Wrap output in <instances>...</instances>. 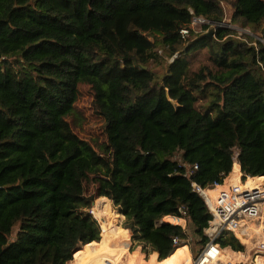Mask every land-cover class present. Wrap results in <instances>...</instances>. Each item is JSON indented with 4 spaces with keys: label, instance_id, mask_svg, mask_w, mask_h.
Masks as SVG:
<instances>
[{
    "label": "trees",
    "instance_id": "16d2710c",
    "mask_svg": "<svg viewBox=\"0 0 264 264\" xmlns=\"http://www.w3.org/2000/svg\"><path fill=\"white\" fill-rule=\"evenodd\" d=\"M225 3L231 22L253 35L226 26L210 36L205 26L182 37L193 15L223 22ZM258 36L264 0H0V264L98 257L105 223L115 244L128 246L126 229L110 218L111 200L148 260L159 252V261L181 264L191 241L199 251L212 215L192 182L209 188L234 169L241 176L239 162L250 185L264 183ZM203 48L215 68L190 73L188 55ZM165 55L176 57L159 74L150 62ZM82 83L104 119L99 149L68 120ZM95 201L108 205L96 215L102 225L90 212ZM165 216L185 217L196 238ZM217 242L245 250L232 233ZM126 256L131 264L128 249Z\"/></svg>",
    "mask_w": 264,
    "mask_h": 264
},
{
    "label": "built area",
    "instance_id": "2783aa9c",
    "mask_svg": "<svg viewBox=\"0 0 264 264\" xmlns=\"http://www.w3.org/2000/svg\"><path fill=\"white\" fill-rule=\"evenodd\" d=\"M205 26L212 27L216 31L217 27H226L229 24L226 21L215 24L203 15H193L189 26L183 27L180 33L183 38H187L191 30L197 32ZM243 34L253 35V32L249 29H240L238 37H242ZM258 39L264 42L260 36ZM175 57L176 55L171 60L173 61ZM194 168L197 169L198 165H194ZM192 172L191 170L189 173ZM226 178L223 183H216L209 188H203L197 182H192L194 190L203 196L212 215L208 227L205 228V233L210 239L199 250L192 264H238L232 260L221 261L220 259L223 247L217 239L225 233L234 234L243 244H252L255 255L264 256V183L248 186L247 177L238 183L226 185ZM218 186L220 188L215 195L210 193V190ZM90 212L97 218L94 208L90 209ZM182 212L186 214L185 210ZM177 218L186 219L185 217ZM182 226L186 227L187 223L184 222ZM180 241L179 238H174L175 243ZM105 264H126V262L125 260L119 262L106 260Z\"/></svg>",
    "mask_w": 264,
    "mask_h": 264
},
{
    "label": "rangeland",
    "instance_id": "374dc122",
    "mask_svg": "<svg viewBox=\"0 0 264 264\" xmlns=\"http://www.w3.org/2000/svg\"><path fill=\"white\" fill-rule=\"evenodd\" d=\"M223 7L225 9L224 21H226L229 24L228 27L234 28L238 31L240 29L241 30L249 29L250 31H252V29H250L248 27H241L237 24H233L230 20L232 13H233L232 8L230 7V5L228 3L223 4ZM211 30L214 31V29L212 27H209L207 32L210 33ZM203 31H205V28H202V30L199 29V31H197V32L194 31V33H200ZM190 37H191V35L187 38H190ZM167 58L168 57L165 55L163 58L159 57V59H157L156 61L151 60L150 65L156 72H158L159 74H163L164 72H166L167 63L172 61L171 58H169V60H167ZM188 59L190 61V69H189L190 73L197 72L199 70V68L203 65H210L211 67H214V64L210 58V53L205 48L200 49V50H196V51L190 53L188 55ZM205 101H206V99H200L198 104L202 105L203 102H205ZM75 106H76L75 113L72 116L68 117V120L70 121V123L72 125V128L80 137L90 141L96 147V149H99V146H101V145L103 146L107 142V136H106V133L104 131V119L102 118V116H100L94 110L93 93L91 91L90 85L84 84V83L80 84V86H79V97L75 103ZM231 178L234 180H239L240 176L235 177V175H234ZM86 190H87L88 194L92 193L94 191V185L93 184L88 185ZM96 201H97V199H96ZM96 201H95V203H96ZM95 203L92 206V208H94ZM107 206L108 205L106 204V206L101 208V209H106ZM116 210L119 211L115 207L114 202L111 200L110 218L112 220H114L116 223L120 224L121 227L126 229L125 233H124V238L126 237V235H128V237H129V244L127 246V249H128V258H129L130 263L131 264H168L166 262H162L161 260L156 261L154 259L153 260H147L146 259V258H149V255L147 253L141 251V249L143 248L142 245H138V246H135V244L133 245V240H132V234L133 233L131 230H127L129 228H125L123 226L124 221H125V217L121 214H117ZM99 211L101 212L100 209L99 210L96 208L94 209V212L96 215L100 214ZM97 219L99 220L100 224L102 225L101 219L98 217H97ZM186 227H184V228H186ZM104 229L107 233V240L104 244L111 246L112 249H115V247L121 248L115 244L116 242H115L114 238L109 236V234H108L109 232L107 231L108 223L104 224ZM17 230H18V226L14 228L11 239L15 238ZM187 230H190L191 236L193 238H196V235L192 232V228L190 229L189 227H187ZM113 244L115 245V247ZM186 245L188 247L185 249H182V251H181V255H180L181 264H189L190 260H194L197 256L198 252H199V251H197L196 253L192 252L191 247H192V245H194L192 243V241H191V243L186 244ZM244 245H245V250L244 251H237V252H242V253L248 254V258L247 259L239 258L241 260L236 259L237 260L236 262L238 264H255L254 259H255V256H257V255H255L254 248L252 247L253 245L250 243H246ZM198 247L199 246L197 245L196 249H198ZM201 248H199V250ZM226 248H231V247H226ZM232 250H234V249H232ZM132 251H134V252H132ZM125 255H126V253H125ZM144 256H145V258H144ZM82 257H84V256H82ZM121 260H125L124 254L122 252L120 253V256L118 257L117 261H115V262H119ZM126 261L127 260H125V262Z\"/></svg>",
    "mask_w": 264,
    "mask_h": 264
},
{
    "label": "bare ground",
    "instance_id": "6f19581e",
    "mask_svg": "<svg viewBox=\"0 0 264 264\" xmlns=\"http://www.w3.org/2000/svg\"><path fill=\"white\" fill-rule=\"evenodd\" d=\"M236 172H237V169L232 170L230 177H233L236 174ZM226 185H228V184H226ZM247 185L252 186L249 183H247ZM98 206H99V203H96L94 206V209L95 208L97 209ZM100 210H103V209H100ZM168 219H170L172 221H176V218H173V217H168ZM109 236L112 237L111 235H109ZM224 249L221 251V253H222L221 257H220L221 261H227L225 259H228V260H232V261L236 262V259H239V258L247 259V257H248V254H246V255L245 254L244 255H235V256L230 255L229 251H228V253L223 252ZM124 251H125V253H127V244H125L123 246V248H115V249H112L111 246H108L107 244H105L102 247V254L100 256L95 257L93 255H87L86 257L85 256L81 257V258H79L80 259L79 264H105L106 260H112L113 262H115V261H117L118 257L120 256V253L121 252L123 253ZM86 254H88V252H86L85 255ZM192 262H193V260H191L189 264H192ZM254 262H255V264H264V256L257 255L254 259ZM75 264H77L76 260H75Z\"/></svg>",
    "mask_w": 264,
    "mask_h": 264
},
{
    "label": "crops",
    "instance_id": "0c3cea01",
    "mask_svg": "<svg viewBox=\"0 0 264 264\" xmlns=\"http://www.w3.org/2000/svg\"><path fill=\"white\" fill-rule=\"evenodd\" d=\"M235 164H237V166H238V168L240 169V174H241V176H240V179L239 180H234V179H232L231 177H230V174H231V172H230V174L228 175V177L226 178V184H232V183H238L240 180H242L243 179V172L241 171V165H240V163L239 162H235ZM248 177V181H247V183H249L250 182V176H247ZM237 181V182H236ZM229 182V183H228ZM250 184V183H249ZM125 217V216H124ZM168 217H173V218H176V221H172V220H170V219H168ZM163 220H166V221H170V222H173V223H178V224H183V222H185V223H187V220L186 219H178L177 217H174V216H165L164 218H163ZM180 220V221H179ZM131 233V232H130ZM131 238V237H130ZM131 240V239H130ZM186 245V244H185ZM114 247H115V245H114ZM188 247V246H187ZM116 248V247H115ZM226 249V248H225ZM231 249V248H230ZM141 251H142V249H141ZM234 251V250H233ZM143 252V251H142ZM154 252V251H153ZM158 252V251H157ZM223 252H227L228 253V251H226V250H224ZM123 254H124V257H125V260H127V256L125 255V251L123 252ZM152 254V253H151ZM150 254V255H151ZM246 255V253H241V252H239V253H230V255ZM150 255H149V258H146L147 260L148 259H150ZM77 256V257H76ZM76 256H74V258H73V260H71L70 262H68L67 264H75V260H76V262H77V264H79V262H80V259L79 258H81L82 256L81 255H79V254H77ZM144 258H145V256H144ZM248 258V257H247ZM157 259H158V261H159V252H158V255H157ZM224 259V258H223ZM225 260H228V259H225ZM237 260H241V259H237ZM236 260V261H237ZM126 264H128V261H126Z\"/></svg>",
    "mask_w": 264,
    "mask_h": 264
},
{
    "label": "water",
    "instance_id": "95a60500",
    "mask_svg": "<svg viewBox=\"0 0 264 264\" xmlns=\"http://www.w3.org/2000/svg\"><path fill=\"white\" fill-rule=\"evenodd\" d=\"M215 31V30H214ZM213 30L210 31L209 35L212 36L213 35Z\"/></svg>",
    "mask_w": 264,
    "mask_h": 264
}]
</instances>
